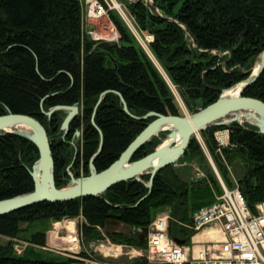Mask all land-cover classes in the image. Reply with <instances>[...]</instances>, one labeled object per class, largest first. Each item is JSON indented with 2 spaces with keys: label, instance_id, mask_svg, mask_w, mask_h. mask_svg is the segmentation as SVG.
I'll use <instances>...</instances> for the list:
<instances>
[{
  "label": "trees",
  "instance_id": "obj_1",
  "mask_svg": "<svg viewBox=\"0 0 264 264\" xmlns=\"http://www.w3.org/2000/svg\"><path fill=\"white\" fill-rule=\"evenodd\" d=\"M118 1L125 5L135 30L102 0L120 34L119 41H107L94 40L85 31L83 0H0V115L11 110L44 124L60 188L70 181L68 167L74 158L70 170L76 176L88 175L102 141L93 163L104 170L156 118H133L124 111L117 92L134 115L155 111L183 116L163 69L194 113L217 100L221 89L245 80L264 49V0H154L156 6L152 0ZM137 33L153 37L146 41L148 49ZM244 95L264 101V70ZM76 103L80 112L67 133L61 128L65 111L50 118L44 113L56 105ZM219 130L229 132L226 147L216 140ZM201 136L226 185H235L234 167L248 204L255 207L264 201V134L246 121H234L209 127ZM161 142L154 136L133 159L151 153ZM39 157V148L30 139L0 134V200L34 190L27 168L32 169ZM187 161L198 163L205 175L186 180L172 164L157 173L151 189L146 186L150 173H145L141 180L121 182L99 196L40 202L0 215V264H89L84 259L106 260L86 249L104 240L145 249V228L165 210L170 211V237L192 245L195 212L213 203L223 188L196 136L178 162ZM78 218H83L78 223L82 249L75 257L36 249H46L50 222ZM115 222L131 230H116ZM34 223L45 227L32 231ZM23 234L32 246L17 254L12 238ZM135 262L148 263L144 257Z\"/></svg>",
  "mask_w": 264,
  "mask_h": 264
},
{
  "label": "water",
  "instance_id": "obj_2",
  "mask_svg": "<svg viewBox=\"0 0 264 264\" xmlns=\"http://www.w3.org/2000/svg\"><path fill=\"white\" fill-rule=\"evenodd\" d=\"M152 2L153 6H156L154 0ZM194 42L197 44L195 40ZM263 70L264 49L245 80L234 84L230 88L221 89L217 100L191 115H166L155 111L148 112L142 116L134 115L130 112L123 95L117 92L124 104V111L130 116L136 119H147L151 116H156V118L149 122L120 156L104 170L99 171L93 163V159L102 150V141L98 151L91 159L90 173L88 175L76 176L70 170L75 162L74 158L68 167L70 181L66 186L61 188L56 185L55 161L48 131L44 124L34 116L14 113L8 110L7 113L0 115V134L11 132L30 139L38 146L40 157L32 169L27 168L34 180V190L0 200V215L15 212L40 202H62L85 196H99L121 182L132 179L141 180V175L145 173H150V179L146 183V186L151 189L157 173L166 166L176 164L185 155L193 136L212 126L225 125L234 121L243 123L238 118L239 115L252 117L253 120L247 117L246 122L256 126L258 131L264 134V101L244 95L245 89L261 75ZM239 86L240 90L237 95H225L227 90L236 89ZM106 93H102L95 109L98 108ZM56 111L67 112L61 127L67 133L70 123L80 112V105L79 103L74 105H56L49 111H44V113L50 118ZM229 115L233 118L220 122V119ZM22 127H28L30 130H23L21 129ZM161 132L164 133L165 138H163V141L154 151L140 159L134 160L133 157L136 152L146 142L154 136H158ZM80 133V131H77L78 135ZM167 140L169 142L165 144ZM212 164L219 179H221L215 164ZM115 224L123 225V223L118 222H115ZM148 232L149 229L145 228L142 234L143 239L147 238ZM175 241L180 245H185L186 243L182 239H176Z\"/></svg>",
  "mask_w": 264,
  "mask_h": 264
},
{
  "label": "built area",
  "instance_id": "obj_3",
  "mask_svg": "<svg viewBox=\"0 0 264 264\" xmlns=\"http://www.w3.org/2000/svg\"><path fill=\"white\" fill-rule=\"evenodd\" d=\"M87 18L99 19L105 16L107 8L102 0H83ZM105 1V0H104ZM98 40L95 32H90ZM153 39L150 36V41ZM111 41H118V34ZM228 132V130H227ZM220 147L230 144L229 132L215 133ZM206 147V146H205ZM223 192L216 200L201 207L193 216L197 233L207 226L220 225L225 239L210 240L201 244L180 245L169 235L170 212L160 213L152 222L147 248L143 250L153 264H264V201L251 207L234 178L235 185L229 187L220 179ZM17 254H23L30 242L12 238ZM32 244V243H31ZM105 244H101L104 248ZM98 264L94 259H84Z\"/></svg>",
  "mask_w": 264,
  "mask_h": 264
},
{
  "label": "rangeland",
  "instance_id": "obj_4",
  "mask_svg": "<svg viewBox=\"0 0 264 264\" xmlns=\"http://www.w3.org/2000/svg\"><path fill=\"white\" fill-rule=\"evenodd\" d=\"M105 2L110 6V8L116 9L121 14V16L124 18V20L128 23V25L132 29H134L132 22H131V20L128 16L127 12H126L127 11L126 7H125V5H123L122 2H120L118 0H105ZM117 4L119 5V7L117 6ZM84 20H85V25H84L85 31L88 34H90V32H95L96 36L100 37L98 40L102 39V40H107V41H111V39L113 37H116V34H118V41H119L120 34H119L116 26L114 25V23L112 22V20L108 16V14H106L105 16H103L99 19L87 18L85 15ZM137 35H138L140 41L142 42V44L145 46V48L148 49L146 41H150V36L146 35L145 38H143L138 33H137ZM160 68H161V66H160ZM162 71H163L164 75L167 77V80L169 81V83L171 84V87L175 93L176 99L180 103V107H181L183 115H191L192 113L186 108L176 86H174L172 84V82L170 81V79L168 78V76L166 75V73L164 72L163 69H162ZM66 113L67 112L65 111V115H66ZM232 118L233 117L231 115H229V116H226V117L220 119V122H225V121H228ZM240 121L245 122V121H247V119L244 118ZM219 131H221L223 135L228 134L227 130H219ZM80 135H81V133H80ZM80 135L77 134L78 137H81ZM158 137L162 138V141H163V138H165V135H162L161 133H159ZM196 137L198 138L202 147H204V150L206 151L209 159H212L207 148L205 147L206 145H205L203 137L201 136V132L196 134ZM78 140H79V138H76V140H75L76 144H77ZM212 161H213V159H212ZM175 165H177L181 169V174L186 180H191L192 178H195V177L199 178V177H202L205 175L204 172L202 170H200L201 167L199 166V164L196 162H188V161L187 162H181V163L177 162ZM231 170L233 172V177L237 178L239 176L238 172L235 171L234 167H231ZM162 212L168 213L170 211L165 210ZM162 212H160V213H162ZM64 220L66 221V223L50 222L49 231H57L56 228L59 226H62V224H63L65 227H67L69 229L70 234L67 237V240L61 239V236L58 237L57 236L58 234L56 232H53V233H51L52 236L54 237L53 241L51 243L50 242L47 243L46 249L45 250L40 249V248H36V249H38L42 253L48 252V253L55 254V255H65V256H71V257L72 256L75 257L76 254L81 251L82 245H81V241L79 238L78 223H81L83 221V218L70 219V220L64 219ZM55 223H56V228L54 225ZM23 226H27V224H24ZM44 227H45V224H35V223H34V225L30 226L32 231L37 230V229H41ZM114 228L116 230L124 231L126 233H129V231L131 230L129 227H127L125 225H121V224L118 225V227L115 226ZM25 235L26 234H23L22 237H19V239L24 240V241H28L26 239ZM64 235H66V234H64ZM69 239L74 240V245H72V243L68 242ZM4 240H7V239L5 238ZM28 242H30V241H28ZM67 243H69V244H67ZM101 244H105L104 248L101 247ZM30 246H32L31 242L29 245L25 246V250ZM71 246L72 247L75 246V248L71 249ZM113 246H114V244L111 241L104 240L101 242L91 243V244L86 246V249L91 251V252L93 251V253L97 257H99V258L102 257V258L106 259V260H103V259L95 260L98 264H142V263H136L135 262V260L137 258H141V257H144L147 259V261H148L147 264H153V263L149 262V260L146 256L147 253H145L143 251L147 247L145 249H141V250L136 249V248L123 247V248H119L118 251H116V250H113V252L108 251L109 249H112ZM87 263L93 264L89 261H87Z\"/></svg>",
  "mask_w": 264,
  "mask_h": 264
},
{
  "label": "crops",
  "instance_id": "obj_5",
  "mask_svg": "<svg viewBox=\"0 0 264 264\" xmlns=\"http://www.w3.org/2000/svg\"><path fill=\"white\" fill-rule=\"evenodd\" d=\"M210 161H212V159H210ZM212 163H214L212 161ZM70 220V219H69ZM68 220V221H69ZM59 221L57 223H66V221ZM55 228H56V223L54 224ZM124 225V224H123ZM116 226L118 227V225L116 224ZM126 226V225H125ZM57 231H48L47 232V241L48 243L53 241V236L51 233L56 232L59 236H61V239H65L67 240V237L69 236V229L67 227H65L63 224L62 226H59L56 228ZM62 234V235H61ZM66 234V235H64ZM225 239V233L223 232L222 228L220 225H211V226H207L206 228H204L202 231H200L199 233H196V235L193 236L192 238V242L201 244L203 242H207L210 240H224ZM114 244V243H113ZM123 247H129V246H125V245H118V244H114V246L112 247V249H115L116 251H118L119 248H123ZM130 248H134V247H130Z\"/></svg>",
  "mask_w": 264,
  "mask_h": 264
},
{
  "label": "bare ground",
  "instance_id": "obj_6",
  "mask_svg": "<svg viewBox=\"0 0 264 264\" xmlns=\"http://www.w3.org/2000/svg\"><path fill=\"white\" fill-rule=\"evenodd\" d=\"M117 6L119 7L118 4H117ZM239 90H240V86L237 87L236 89H230V90H227L226 93H225V95H226V96H235V95H237V94L239 93ZM247 117H248L247 115H246V116H241V115L238 116V118H240V120H242V119H244V118H247ZM248 119L253 120L252 117H248ZM21 129H23V130H27V131L30 130L28 127H22ZM168 142H169V140H167V141L165 142V144H167ZM68 242H70V243H72V245H74V240H70V239H69ZM67 244H69V243H67ZM73 248H75V246H73V247L71 246V249H73ZM113 250H115V249H109L108 251L113 252Z\"/></svg>",
  "mask_w": 264,
  "mask_h": 264
}]
</instances>
